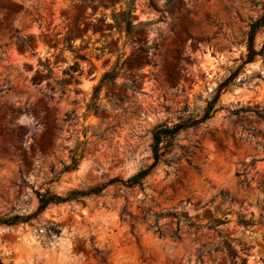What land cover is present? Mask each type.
<instances>
[{"label":"rangeland","instance_id":"1","mask_svg":"<svg viewBox=\"0 0 264 264\" xmlns=\"http://www.w3.org/2000/svg\"><path fill=\"white\" fill-rule=\"evenodd\" d=\"M125 10L126 0H0V218L36 214L38 192L109 184L0 224L2 263L264 264V27L246 63L264 0H135L133 40L113 17ZM116 65L100 114L88 113ZM225 82L210 118L177 135L142 187L110 184L152 166L155 130L202 118ZM82 143L78 169L54 181ZM166 213L204 228L176 240L166 217L159 235L150 226ZM217 220L228 223L206 228Z\"/></svg>","mask_w":264,"mask_h":264},{"label":"trees","instance_id":"2","mask_svg":"<svg viewBox=\"0 0 264 264\" xmlns=\"http://www.w3.org/2000/svg\"><path fill=\"white\" fill-rule=\"evenodd\" d=\"M171 1L172 0H168V2H171ZM134 2L135 0H126L127 10L121 12L120 16H118L117 14L113 15L116 25L119 27V29L124 28L127 33V36L131 38V40H133L132 39L133 31L138 28L132 23V15L134 12ZM262 27H264V15L261 17L260 20H258L257 22L251 25L250 33H249V52H248L246 63L251 62L257 55H260V53H258L254 49V38H255L256 32ZM118 71H119V68H118V65H116L112 70L103 74L99 84L93 90L91 102L87 104L88 113H93L96 116L100 114L101 108L98 103L99 93L106 84L115 81V79L118 77V74H119ZM226 82L221 84L218 87L217 94L213 102L209 104L206 114L202 118L197 119V120L192 119V118H189L186 120L180 119L179 123L177 124H174L172 126L162 125V126H159L155 130L154 136H153L154 138L153 150H154L155 162L152 166L139 172L136 176L130 178L126 182L115 179L111 181L110 184L115 183V182H121L123 185H125L128 188H133L136 186L142 187L144 185L143 183L144 179L148 175H150L154 167L160 161H162V158L164 157V155L167 154L166 152H168L169 150H171L172 147H174L175 145L174 141L177 135L181 131H185V130L199 126L200 124H202L203 122H205L207 119L210 118V110L212 109L213 104L216 102L220 91L223 88L227 87ZM259 118L264 121V115H260ZM163 143L168 144L166 148L161 147ZM85 144L86 143L79 144L72 150L70 164L67 166H64L63 169L56 176H54V181L59 180V177L62 174L69 173V172H72L78 169L79 163L84 158ZM165 162L170 164L172 163V160H166ZM242 184H246V180H244ZM108 185L109 184L103 185V186L91 189L89 191L74 190L67 197H62L57 194H53L49 190H47L45 193L38 192L37 194L40 198V207L36 214L28 216V217L14 216V217H8V218H0V224L13 226V225H17L18 223H27L31 219L36 217L39 213L44 211L51 204H62V203H66L71 200L79 199L84 196L100 195ZM122 214L132 219V216L129 212L124 210ZM166 217L176 220L178 229L173 236L176 240H180L181 238L180 230L182 227L195 228L196 230L204 228L200 225H197L195 221H193L192 218L185 216V215L176 214V213L156 214L154 215V223L150 227L156 228V232L159 235H162L161 228L158 226L159 220L162 218H166ZM237 222L239 225H241L245 229L252 228L253 226H256L258 224L263 225V223L260 221L256 222V221H251V220H245L244 217H239ZM227 223L228 222L225 220H217L216 222H214L213 224H211L210 226L206 228L210 230H217V227L223 224H227ZM0 264H3L1 259H0Z\"/></svg>","mask_w":264,"mask_h":264}]
</instances>
